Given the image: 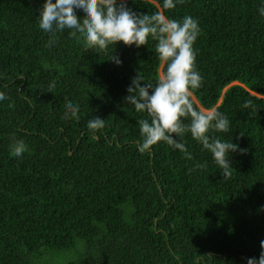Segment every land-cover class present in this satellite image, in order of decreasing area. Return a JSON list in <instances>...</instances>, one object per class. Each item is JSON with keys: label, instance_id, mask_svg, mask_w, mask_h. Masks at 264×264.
Masks as SVG:
<instances>
[{"label": "trees", "instance_id": "trees-1", "mask_svg": "<svg viewBox=\"0 0 264 264\" xmlns=\"http://www.w3.org/2000/svg\"><path fill=\"white\" fill-rule=\"evenodd\" d=\"M45 2L0 0V92L6 96L0 101V264L258 260L264 251V0H183L173 9H163V0H127L138 15L162 11L198 22L193 49L202 85L191 100L197 110L216 109L230 122L227 133L209 132L239 146L229 154L228 179L190 133L183 137L190 160L165 142L139 150L138 121L150 117L125 97L137 74L156 86L166 67L158 41L149 36L140 47L87 48L70 30L40 29ZM248 100L252 105L244 108ZM69 102L78 106V120L64 118ZM93 117L105 120L95 132L87 128ZM13 138L26 145L20 157L11 154Z\"/></svg>", "mask_w": 264, "mask_h": 264}, {"label": "clouds", "instance_id": "clouds-1", "mask_svg": "<svg viewBox=\"0 0 264 264\" xmlns=\"http://www.w3.org/2000/svg\"><path fill=\"white\" fill-rule=\"evenodd\" d=\"M178 3L182 4L183 0H163V9H173ZM76 10H82L85 16L78 18ZM259 11L264 16V7ZM38 19L43 31L55 35L56 32L70 30L71 38L83 37L85 46L90 49L106 50L120 42L140 47L147 44L149 36L158 41L156 53L166 67L159 74L156 86L153 88L151 83H144L143 77L137 74L127 89L129 95L125 97L126 103L135 111L146 112L150 117V122L148 119L138 121L143 137L139 150L144 152L165 142L190 160L192 154L183 142L184 135L190 133L212 154L215 163L223 170V178L231 177L233 168L228 157L238 151L239 146L209 135L210 130L229 132L228 118L216 109L197 110L191 100L192 90L202 85V77L195 69L196 53L193 49L200 29L191 16L177 21L169 19L162 11L138 15L127 7V0H120L119 4L117 0H55V3L46 0ZM110 60L117 65L121 63L114 55ZM4 99L5 94L0 92V101ZM251 105L252 101L248 100L243 107ZM65 108V119H79L77 105L69 102ZM182 118H190V123L185 124ZM104 125V119L93 117L87 128L95 132ZM174 137H179V140ZM25 151L24 141L13 138L11 154L20 157ZM260 246L264 250V241ZM247 264H264V251L258 260L250 258Z\"/></svg>", "mask_w": 264, "mask_h": 264}]
</instances>
